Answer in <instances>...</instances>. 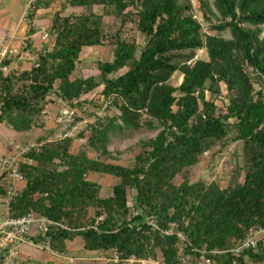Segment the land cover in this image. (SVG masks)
Masks as SVG:
<instances>
[{
  "label": "trees",
  "instance_id": "1",
  "mask_svg": "<svg viewBox=\"0 0 264 264\" xmlns=\"http://www.w3.org/2000/svg\"><path fill=\"white\" fill-rule=\"evenodd\" d=\"M197 1L213 33L202 30L188 0H65L85 9L54 12L49 47L37 52L29 69L0 73V122L18 132L44 127L52 95L89 115L86 105H97L87 95L99 90L98 96L118 110L115 117L86 124L85 132L79 131L85 146L76 152L71 138L58 139L29 152L31 163L18 165L24 185L9 201V215L32 210L57 223L45 239L60 255L67 254L66 242L78 237L84 250L99 256L115 250L121 259L159 255L164 264H200L202 250L210 264L264 263L261 240L255 249L229 252L250 228L264 227V0H213L215 22L207 1ZM104 17L114 21V31L104 28ZM105 43L112 47L111 60L95 61L96 75L75 76L82 48ZM201 49L206 58L196 55ZM176 72L181 79L174 85L170 79ZM221 86L223 107L211 97ZM154 121L161 129L140 142L129 164L103 159L110 154L108 132L151 128ZM237 141L240 179L232 175L225 186L175 183L178 173L215 144ZM90 174L115 178L108 196H101L102 187ZM170 223L184 234L181 255L177 237L162 232Z\"/></svg>",
  "mask_w": 264,
  "mask_h": 264
},
{
  "label": "rangeland",
  "instance_id": "2",
  "mask_svg": "<svg viewBox=\"0 0 264 264\" xmlns=\"http://www.w3.org/2000/svg\"><path fill=\"white\" fill-rule=\"evenodd\" d=\"M191 5L190 13H192L196 20H198L201 24L202 30L205 33H213L208 28V23L203 20L202 17V11L199 8V4L197 0H188ZM211 11L214 13V16L211 17L212 20L215 22L217 19V12L212 4L213 0H206ZM56 6H53L54 4L50 5V7L53 9L51 18L53 17L54 12L56 9L57 11H61L63 15H67L70 13H77L80 10H84L85 8L80 7H71L66 2L62 1H56ZM92 10L101 13V8L99 6L92 7ZM50 14V10L39 7L35 15L33 17V25L36 29H39L40 27L46 28L48 32H50V19L47 16ZM103 25L106 30L114 31L116 25L114 21L110 17H104L103 18ZM262 29H264V26H262ZM220 34L225 37L229 38L230 34L227 30H223L220 32ZM141 39L142 36L140 34H137L136 40L138 47L141 46ZM200 58H206V52L204 49H201L196 54ZM112 58V47L105 43L98 46L93 47H84L82 48L80 54H79V62L77 64V69L75 71V76H88V75H96L97 69L94 66V62L97 60L100 61H109ZM125 69L120 70L117 74L123 72ZM252 75V74H251ZM181 79V75L179 73H174L172 78L170 79V83L176 85L179 83ZM253 88L254 90L260 89V84L254 80L253 82ZM98 91H93L90 95H87V97H94V102L96 103V107L86 105V109L84 112H87L91 109L100 111L102 110L105 115L109 117H115L118 115V110L116 107L110 105L109 103L104 108V104L108 101L105 100L102 96H98ZM207 96L209 94L207 93ZM213 100L216 105L223 107L226 104V98H225V91L223 86L220 87V94L212 95ZM51 101L45 108V118L47 120L51 119V121L48 123L49 128L55 124L54 118H56V114L58 113L57 104L55 103V97L54 95L51 96ZM49 105L55 106L56 108V114L53 113L49 109ZM54 114V115H53ZM81 116L86 117L88 115H85L84 113L81 114ZM54 120V121H53ZM115 123L121 125L120 120H115ZM85 126H81L80 132L84 131ZM161 129L159 126V123L153 122V125L151 128L147 126H141L139 128H131V127H124L121 126L120 129L115 131H110L107 134L108 141H107V150L109 151V156L106 158H103L106 162L110 163H117L122 165L129 164L134 156L139 152L140 150V142L141 141H147L150 138H153L156 136L158 131ZM42 130V129H41ZM28 132V138L32 139L35 134H37L36 129H31ZM43 134V133H42ZM27 138V137H26ZM35 141H38L36 139ZM17 142V141H14ZM33 142V141H28ZM21 143V142H19ZM24 143V142H22ZM85 146V137L80 136L79 132L77 133L75 138H72V144H71V151L76 152L78 148ZM241 142H226V143H217L215 144L209 151L204 153L199 161L191 166L183 169L180 173L176 175L174 178L175 183H180L182 180H189L192 182L195 181H201L203 183H209L211 181H216L220 186H225L227 182L232 178V175H235V178L240 179V171L239 168L242 165V157H241ZM88 155L90 157L95 156V153L92 151L88 152ZM90 179L97 180L98 183H100L102 189H101V196H108L111 191V186L115 182V178L109 175L104 174H90L87 176ZM128 198L131 197L130 190L127 191ZM132 200V199H131ZM131 200H129V203H131ZM4 203L0 199V212L3 211ZM262 244L264 246V239H262ZM94 253V252H93ZM79 255V256H78ZM77 257H80L79 259L75 260V262L70 261L68 259V264H98V261L96 259L97 254H92L91 251L82 250L80 253L77 254ZM264 264V263H263Z\"/></svg>",
  "mask_w": 264,
  "mask_h": 264
},
{
  "label": "built area",
  "instance_id": "3",
  "mask_svg": "<svg viewBox=\"0 0 264 264\" xmlns=\"http://www.w3.org/2000/svg\"><path fill=\"white\" fill-rule=\"evenodd\" d=\"M49 0H27L26 11L33 9L35 5ZM65 2V0H56ZM42 38L49 37V32L45 28H39ZM15 53L6 45H0V73L6 75L13 69L10 66V61L14 58ZM9 60L8 64H2L3 61ZM35 60V59H34ZM34 63V62H33ZM58 113L55 120V128L53 132L48 133L42 140L33 142H6L5 151L0 155V177L3 180V192L5 194V210L0 213V264H18L20 258V246L23 244L32 245L38 249L47 251L54 255L60 254L54 250L50 243L45 239L46 231L52 225L57 223L40 215L32 210L22 216L13 217L9 215V201L18 195L20 188L17 187V182H24L22 174L18 170V165L21 162L31 163L32 160L27 158V154L46 142L75 138L81 126L95 122L98 118L105 116V113L100 110H89V115L86 117L70 106L66 101L55 98ZM109 101L104 104V108ZM103 216L96 218V223L101 221ZM147 223L158 229V225L153 219H148ZM174 224L170 223L169 228L162 230L166 235L174 234L178 239V251L181 255L185 245V237L181 231L173 229ZM32 229L34 231L32 232ZM264 239V227L250 228L242 239L235 242L229 249L233 255H239L244 250L255 249L257 242ZM204 251H200L199 263L210 264L209 258L203 255ZM98 264H164L162 257L157 255L155 258L136 259L130 257L127 259L119 258L115 250H110L107 255L96 257ZM71 261V259H70Z\"/></svg>",
  "mask_w": 264,
  "mask_h": 264
},
{
  "label": "crops",
  "instance_id": "4",
  "mask_svg": "<svg viewBox=\"0 0 264 264\" xmlns=\"http://www.w3.org/2000/svg\"><path fill=\"white\" fill-rule=\"evenodd\" d=\"M47 2L48 5L44 8L50 10V14L47 16L51 21V13L53 12V9L50 5L53 3V6H56V4L53 0ZM26 5L27 0H0V45L4 44L14 51L15 56L10 61V66L13 70L29 69L33 65L37 52L44 47H49L51 38L53 37L49 35L47 38H42L41 32L34 27L32 20L38 8L36 10L33 8L26 11ZM57 10L58 9H56V11ZM28 12L32 13L28 14ZM49 109L56 114L55 106L49 105ZM52 118L53 117H51V119ZM51 119L47 120L44 115L45 125L42 130L36 129L37 134L32 136V139L28 138L27 131L18 132L5 123L0 122V155L5 151L6 142L8 141H17L21 143L35 141L40 136L53 132L55 124L51 126V128L48 126ZM54 120H56V118H54ZM3 184V180L0 177V199L4 203L2 212L5 210ZM16 185L21 189L24 182H17ZM33 231L34 229H32V232ZM65 245L67 254L57 256L25 243L20 246V258L18 264H68V259L75 262V260L80 258L77 257V254L84 250L83 242L80 238L76 237L72 241L66 242ZM91 253L96 254L95 252Z\"/></svg>",
  "mask_w": 264,
  "mask_h": 264
},
{
  "label": "water",
  "instance_id": "5",
  "mask_svg": "<svg viewBox=\"0 0 264 264\" xmlns=\"http://www.w3.org/2000/svg\"><path fill=\"white\" fill-rule=\"evenodd\" d=\"M49 35L53 36V31L52 30H50Z\"/></svg>",
  "mask_w": 264,
  "mask_h": 264
}]
</instances>
